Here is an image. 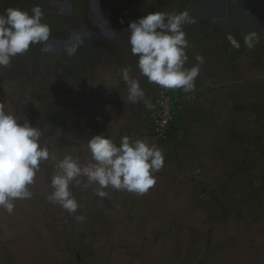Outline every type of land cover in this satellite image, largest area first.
I'll use <instances>...</instances> for the list:
<instances>
[{"label":"crops","instance_id":"crops-1","mask_svg":"<svg viewBox=\"0 0 264 264\" xmlns=\"http://www.w3.org/2000/svg\"><path fill=\"white\" fill-rule=\"evenodd\" d=\"M37 5L54 51L32 45L0 67V103L41 130L55 159L42 163L31 199L0 210V264H264V0H0V14ZM185 10L196 20L183 26L185 67L204 63L194 92L173 90L182 108L160 140L147 107L159 86L140 75L129 24ZM251 32L259 43L248 48ZM72 34L83 44L68 57ZM125 68L145 93L136 103ZM96 135L147 139L164 166L143 195L72 187L80 207L69 214L47 200L55 164L86 163Z\"/></svg>","mask_w":264,"mask_h":264},{"label":"clouds","instance_id":"clouds-1","mask_svg":"<svg viewBox=\"0 0 264 264\" xmlns=\"http://www.w3.org/2000/svg\"><path fill=\"white\" fill-rule=\"evenodd\" d=\"M44 12L37 5L31 12L9 7L0 14V67H8L12 58L25 54L32 45H43L40 51H54L50 43L51 28L43 22ZM190 13L154 12L129 24V44L136 56L140 75L149 83L165 90L182 89L184 93L196 90L195 81L204 63L196 56L197 63L185 67L188 62L184 25L194 24ZM245 44L252 48L259 43V36L251 32L244 37ZM83 44L80 34H72L64 45L68 57L74 56ZM131 68L121 72L127 86L128 99L136 103L145 93L139 79L132 78ZM151 107V105H147ZM41 130L31 122L21 120L0 103V210L12 214L17 199H31V187L43 162L55 159L46 146L40 143ZM89 158L81 163L79 157L65 155L55 164L51 177V192L47 200L60 206L69 214H75L80 205L71 188L95 186L100 198L109 191H127L143 195L156 183L155 174L164 166L162 150L147 139L132 140L122 137L119 145L104 135L87 140ZM78 222L85 217L76 216Z\"/></svg>","mask_w":264,"mask_h":264},{"label":"built area","instance_id":"built-area-1","mask_svg":"<svg viewBox=\"0 0 264 264\" xmlns=\"http://www.w3.org/2000/svg\"><path fill=\"white\" fill-rule=\"evenodd\" d=\"M182 108V99L173 90H165L160 86L151 104L150 121L153 134L160 140H167L176 123L177 112Z\"/></svg>","mask_w":264,"mask_h":264}]
</instances>
